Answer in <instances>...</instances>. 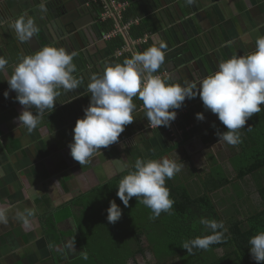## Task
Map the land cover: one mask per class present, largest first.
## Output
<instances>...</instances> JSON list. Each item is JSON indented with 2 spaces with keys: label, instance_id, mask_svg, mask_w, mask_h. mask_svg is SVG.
I'll list each match as a JSON object with an SVG mask.
<instances>
[{
  "label": "crops",
  "instance_id": "1",
  "mask_svg": "<svg viewBox=\"0 0 264 264\" xmlns=\"http://www.w3.org/2000/svg\"><path fill=\"white\" fill-rule=\"evenodd\" d=\"M64 1L71 2V13L61 7L57 16L52 0H0V57L7 61L5 69L0 71V205L7 208L8 216V223L0 224V264H69L79 257L84 251L80 223L85 216L86 201L95 196L99 188L117 180L122 172L135 165L110 178L116 168L108 161H122L126 159L123 153L134 152L127 142L130 138H141L148 144L146 150L149 142L153 150L161 149V144L156 143L158 139L150 134L129 136L124 131L117 143L95 152L83 165L70 155L74 127L90 105L91 94L87 87L90 77L102 76L107 66H101V61L99 64L91 62V56L107 41L97 30L101 19L96 23L88 20L76 27L85 45L82 48L75 38L73 25L82 18L80 9H85L79 0ZM128 1V6L139 7V23L154 27L148 30L155 35L152 39L166 43L163 65L166 71L160 73H168L169 77L164 76L163 80L170 79L172 83L183 85L187 80L199 87L204 78L214 74L216 61L219 64L234 55L254 52L257 38L264 36V0H195L191 5L186 0ZM21 16L33 18L38 28L33 38L24 43L18 41L12 27ZM193 41L205 49L196 59L189 50ZM47 46L63 47L70 53L75 51L73 63L77 70L73 75L82 83L71 92L59 89L55 107L46 110L37 128L29 133L26 128H19L17 118L23 106L16 100L17 93L10 89L7 80L23 57ZM85 74L87 77L83 78ZM6 91L9 92L7 98ZM197 97L191 104L195 135L182 146L188 156L196 152L192 151V144H200L197 137L220 123L218 116L206 110L199 95ZM31 111L35 113L37 109L33 107ZM197 113H203L205 119L197 120ZM168 134L171 136L169 129ZM177 140L181 142L180 138ZM220 145L224 143L214 145L212 151L217 153ZM142 148L135 156L145 159L139 153L143 152ZM203 149L200 147L198 151ZM25 209L35 212L30 218V228L23 227L16 218V213Z\"/></svg>",
  "mask_w": 264,
  "mask_h": 264
},
{
  "label": "clouds",
  "instance_id": "2",
  "mask_svg": "<svg viewBox=\"0 0 264 264\" xmlns=\"http://www.w3.org/2000/svg\"><path fill=\"white\" fill-rule=\"evenodd\" d=\"M194 2L195 0H186L189 5ZM12 27L21 43L30 41L38 31L34 19L25 16L18 18ZM166 48V43L161 40L158 46L153 44L143 53H136L132 58L125 59L122 64L107 65L102 76L93 74L90 77L87 86L91 94L90 105L84 109V117L77 120L73 142L69 144L70 155L75 161L83 165L95 152L119 141L125 127L135 120L134 97L142 100L141 109L147 110L148 129L169 126L170 130V123L180 115L175 109H180L186 99H194L199 95L205 109L216 114L228 129L217 133L218 143L232 146L242 143L239 130L245 128L254 114L264 110L261 108L264 105V36L257 38L254 52L243 56L234 55L220 62L214 74L204 78L199 87L187 80L183 85L169 83L156 74L165 62ZM75 55V52L69 53L63 47L47 46L33 55L23 57L14 68L7 83L17 93L16 100L23 106V111L17 118L19 128H26L31 133L37 128L43 113L55 107L56 98L60 95L59 89L62 88L65 92L78 89L82 81L73 75L77 70L73 63ZM6 64L7 61L0 57V71L5 69ZM4 95L7 98L9 92L6 91ZM33 107L37 109L35 113L31 111ZM196 119L203 121L204 114L197 113ZM176 120L173 126L178 130ZM202 136L203 134L197 137L199 146L206 148ZM215 155L219 156L217 153ZM184 165L182 161L178 163L173 158H137L135 170L120 180L116 195L125 206L136 197L139 203L151 209L150 219L159 218L162 212L171 214L175 201L170 198L166 180L174 178ZM107 213V220L112 224L122 217V209L115 200L110 202ZM34 215V210L25 209L17 212L16 218L22 222L23 227L30 228V218ZM7 223V208L0 205V224ZM200 224L210 229L212 234L184 242L182 248L188 254H193L194 248L209 249L212 244L220 242L227 232L222 221L202 217ZM248 243L252 258L257 264H264V231L252 236ZM80 254L83 259H88L86 251H81Z\"/></svg>",
  "mask_w": 264,
  "mask_h": 264
},
{
  "label": "trees",
  "instance_id": "3",
  "mask_svg": "<svg viewBox=\"0 0 264 264\" xmlns=\"http://www.w3.org/2000/svg\"><path fill=\"white\" fill-rule=\"evenodd\" d=\"M118 1L129 3L128 0ZM93 7L100 17L104 6L99 3ZM139 18V7L134 4H130L123 13L122 24L133 22L128 35L130 39L138 40L148 33L150 25L137 23ZM114 28L112 20L97 23L101 36L112 32ZM153 44L158 46L159 43L149 38L136 53H143ZM125 45L124 36L114 37L91 56V62L101 61V66L122 64L125 59L133 57L131 54H124L117 59L114 57ZM189 50L194 59L205 52L196 41L191 42ZM85 62L88 64L87 60ZM163 65L157 73L166 71ZM77 76L80 77L79 74ZM165 81L172 83L170 79ZM197 98L186 99L180 109H175L180 113L176 128L182 130L183 134L181 142H174L168 134L169 126L148 129L147 110H142V100L134 97L135 120L125 127L126 133L129 136L150 134L158 139L157 144H161V149L154 151L149 142V156L144 160H159L166 155L172 157L174 151L184 153L181 147L195 135L196 124L191 104ZM261 108L264 109V105ZM226 131L228 129L222 122L212 126L202 136L204 145L209 147L222 143H218L217 133ZM239 132L242 143L236 146L224 143L230 149L226 160L220 159L222 154L218 158L213 152L209 153L208 169L200 170L188 157H183L181 161L185 165L181 172L166 180L170 198L175 201L171 214L162 212L159 218L153 220L149 218L151 209L139 203L136 197L129 201L128 206L119 199L116 195L119 182L135 167L99 188L95 196L86 201L85 216L80 223L88 259L80 255L69 264H140L139 257L143 258L145 264H257L251 256L248 241L264 231V110L254 114ZM113 200L122 209V217L115 224L107 220V209ZM202 217L222 221L227 232L220 242L212 244L209 249L194 248L193 254H188L182 248L184 242L212 234L210 229L200 224Z\"/></svg>",
  "mask_w": 264,
  "mask_h": 264
},
{
  "label": "built area",
  "instance_id": "4",
  "mask_svg": "<svg viewBox=\"0 0 264 264\" xmlns=\"http://www.w3.org/2000/svg\"><path fill=\"white\" fill-rule=\"evenodd\" d=\"M94 3H101L104 6V12L101 16V21H107V20H112L115 23V28L113 29L112 32L105 34L103 36V39L105 41H108L114 37L117 36H124L125 37V41H126V45L118 50L115 54V58H119L124 54H131L132 56H134L136 54L137 49H139L144 43H146L148 41L149 38H151L153 35L151 33H147L144 38L138 39V40H133L130 38H127L128 33L133 25V22L127 23V24H122V16L124 11L127 9L128 7V3L125 2H120L118 0H93ZM161 76V78L163 79L164 76H168V73H163V74H159ZM144 109V107H143ZM178 117V114H177ZM177 119V118H176ZM175 119V120H176ZM174 120V121H175ZM174 121H172L170 123V125L172 126V128L169 130L171 133V136L175 138V136L179 139L182 134L183 131H177L175 129V127L173 126ZM150 129H156V128H151ZM177 138H175L177 140Z\"/></svg>",
  "mask_w": 264,
  "mask_h": 264
},
{
  "label": "flooded vegetation",
  "instance_id": "5",
  "mask_svg": "<svg viewBox=\"0 0 264 264\" xmlns=\"http://www.w3.org/2000/svg\"><path fill=\"white\" fill-rule=\"evenodd\" d=\"M80 1V3L83 5V10L84 11H82L81 9H80V15H82L81 17L82 18H79V19H77L76 21H75V25H73V26H76V27H79V26H81L82 24H84V23H88V20H92L94 23H96V21L97 20H100V17L99 18H97L96 19V16L98 15L97 13H96V9H95V7H92L93 5H94V1L93 0H79ZM52 2L56 5L57 4V1L56 2H54V0H52ZM71 2H65L64 0H63V3H62V7L63 8H67L68 10H69V14L71 13V11H70V7H71V4H70ZM85 4H87V5H89V6H87V5H85ZM56 7V6H55ZM89 10H90V12H89ZM90 18V19H89ZM88 25V24H87ZM66 28H67V26H66ZM78 33V32H77ZM79 35H80V33H79ZM155 35L153 34V37H154ZM82 38V37H81ZM72 41H73V39H72ZM70 42V44H71V41H69ZM82 48H84V47H82ZM84 51H86V50H84ZM87 52V51H86ZM85 52V55L87 54ZM70 53V52H69ZM88 55V54H87ZM95 63H98L99 64V61H95ZM100 74V73H99ZM98 75V74H97ZM101 75V74H100ZM174 76V75H173ZM87 77V76H86ZM193 146H194V148H193V150L194 151H196L195 152V154H193V155H187L186 154V152H185V149H183L182 147H181V151L182 152H184L183 154L181 153H179V151H174L171 155H172V157H173V160H175L176 162H178V161H180V160H182L183 159V157H188L190 160H191V162L194 164V165H196L200 170H202V169H208L209 168V153H210V151H212L213 149H212V147L213 146H209L208 147V151L207 152H205L206 151V148H205V150L203 149V150H200V151H198V148H200L197 144H192ZM221 146L222 145H220V147L218 148V150H217V154L218 155H220V154H223V152H227L228 153V155L230 154V149H229V147H227L226 145H223L224 146V150L223 151H221ZM192 150V151H193ZM213 152V151H212ZM225 152V153H226ZM214 154H216V152H213ZM224 155V154H223ZM175 156H177V158H175ZM197 160H200L199 162L200 163H197ZM149 244V243H148ZM146 246H148V245H146Z\"/></svg>",
  "mask_w": 264,
  "mask_h": 264
},
{
  "label": "rangeland",
  "instance_id": "6",
  "mask_svg": "<svg viewBox=\"0 0 264 264\" xmlns=\"http://www.w3.org/2000/svg\"><path fill=\"white\" fill-rule=\"evenodd\" d=\"M150 30H154V27L153 26H150V28H149ZM171 49H173V47L171 48ZM127 142H128V144H129V147L131 148V150L132 151H134V152H132V153H123V155H124V157H126V159H123V160H126V162L125 161H121V160H117V159H115V160H111V161H108V162H110L112 165H113V167H115L116 168V172H114V173H112V176L110 177V175H107L108 177H110V178H113L116 174H118V173H120V172H122L123 170H126V168L129 166V165H133V164H135V161H136V159H137V156L138 155H136L135 156V152L138 150H140L142 147H144V149L142 148V150H143V152H139V153H141L143 156H144V158H146V157H148L149 156V150H146V146L148 145L147 143H143V141H142V139L141 138H139V137H136V138H130V139H127ZM157 146V145H156ZM156 150H158V148H156ZM224 150V146L222 145L221 146V151H223ZM151 151V150H150ZM155 151V150H154ZM153 151V152H154ZM194 151V150H193ZM217 151V150H216ZM130 152V151H129ZM226 152V151H225ZM223 152V159H226V157L225 156H228V153L226 152ZM130 154V155H129ZM115 156H118V155H116L115 154ZM134 158H135V160H134ZM175 158H177V156H175ZM103 159H104V156H103ZM133 159V161H131ZM144 160V159H143ZM106 161V160H105ZM200 160H197V163H200L199 162ZM105 176V175H104ZM89 202V201H88ZM134 220V219H133ZM140 262V261H139ZM140 264H145L144 262H140Z\"/></svg>",
  "mask_w": 264,
  "mask_h": 264
},
{
  "label": "water",
  "instance_id": "7",
  "mask_svg": "<svg viewBox=\"0 0 264 264\" xmlns=\"http://www.w3.org/2000/svg\"><path fill=\"white\" fill-rule=\"evenodd\" d=\"M56 1H57V4L55 5L56 7L54 8V12H55L56 15L58 16V15L60 14V12H61V7H62L63 0H54V2H56ZM89 12H90V10H89ZM97 18H98V15L96 16V19H97ZM74 25H75V24H74ZM74 30H76L75 38L77 39L79 45H80L81 47H85V45L83 44V41H82L81 36L79 35V33H77V28H76V26L74 27ZM74 52H75V51H74ZM215 61H216V59H215ZM216 65H217V67H218V62H217V61H216ZM165 157L171 159L169 155H167V156H165ZM165 157H164V158H165ZM146 245H149L147 241H146ZM138 260H139L140 262H144V260H143L142 257H139Z\"/></svg>",
  "mask_w": 264,
  "mask_h": 264
}]
</instances>
